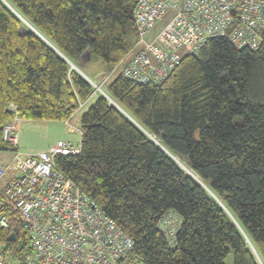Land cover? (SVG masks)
Wrapping results in <instances>:
<instances>
[{
	"label": "trees",
	"instance_id": "1",
	"mask_svg": "<svg viewBox=\"0 0 264 264\" xmlns=\"http://www.w3.org/2000/svg\"><path fill=\"white\" fill-rule=\"evenodd\" d=\"M136 3L0 0V149L14 156L3 129L16 116L66 122L96 94L80 151L57 166L131 235L127 264H226L231 251L234 264H264V44L211 38L161 83L120 72L105 83L117 106L72 63L87 75L86 60L110 72L126 58ZM4 214L0 244L28 264L30 240L0 197Z\"/></svg>",
	"mask_w": 264,
	"mask_h": 264
},
{
	"label": "built area",
	"instance_id": "2",
	"mask_svg": "<svg viewBox=\"0 0 264 264\" xmlns=\"http://www.w3.org/2000/svg\"><path fill=\"white\" fill-rule=\"evenodd\" d=\"M170 10L174 12L171 20L153 34L155 25ZM134 18L137 43L105 74L103 83L120 67L130 80L161 83L182 59L176 48L184 46L186 53H198L215 37H227L238 48L257 50L264 44V0H137ZM85 104L81 102L79 109ZM20 120L16 116L3 129V139L15 153L10 162L0 164V197L18 214L30 240L27 263L127 264L135 246L131 235L57 166L59 155L78 153L80 144L59 140L49 150L23 153ZM67 125L74 129L70 122ZM10 170L14 172L1 186ZM9 222L8 215L0 216V227ZM7 253L0 244V264H14Z\"/></svg>",
	"mask_w": 264,
	"mask_h": 264
},
{
	"label": "rangeland",
	"instance_id": "3",
	"mask_svg": "<svg viewBox=\"0 0 264 264\" xmlns=\"http://www.w3.org/2000/svg\"><path fill=\"white\" fill-rule=\"evenodd\" d=\"M174 12L172 10L168 11L164 16L158 21L155 25L152 33H159L164 26L171 20ZM180 54H184L187 51V48L182 46L175 49ZM102 61L97 58H92L91 60H86L84 64L85 71L92 75V81L96 84L101 85V88L105 90V83L101 80L102 75L107 72L102 68ZM122 67H120L115 73L112 74V78L116 77L121 72ZM110 79V80H111ZM103 83V84H101ZM95 86V85H94ZM97 92H101L99 89L95 87ZM95 101V97L88 103L89 107ZM88 108H85V110ZM38 122H32V124H37ZM46 123V122H45ZM50 127L48 126H33L29 128V122H22L24 125L23 129L19 132V140L21 145V151L23 153L33 154L38 153L40 151L49 150L52 146H54L59 139L71 141L74 145L80 144L81 140V131L74 130L70 131L67 122H48ZM75 123V122H72ZM42 124V123H39ZM27 125V127H26ZM13 156L12 148L9 149H0V162H9ZM14 172L10 170L4 177L1 182V186H4L7 183V179L10 178L11 173ZM226 264H234V254L231 251L229 255L225 259Z\"/></svg>",
	"mask_w": 264,
	"mask_h": 264
},
{
	"label": "crops",
	"instance_id": "4",
	"mask_svg": "<svg viewBox=\"0 0 264 264\" xmlns=\"http://www.w3.org/2000/svg\"><path fill=\"white\" fill-rule=\"evenodd\" d=\"M88 75V77L89 78H93L92 77V75L90 74V73H88L87 74ZM96 94L95 95H93L92 97H91V99L87 102V104H86V106H85V108H87V106H88V103L91 101V100H93L94 99V97L96 98ZM85 108L84 109H80V110H78V111H76L74 114H73V116L69 119V120H67L66 122H70L73 126H74V129H72V131H74V130H78V128L81 126V117H82V114L84 113V111H85ZM19 123H18V128H19V132H20V130H22L23 129V127H24V125H22V122H29L30 124H29V128L30 127H33V126H43V125H45V126H48V127H50V124L48 123V122H65V121H61V120H26V119H21L20 121H18ZM32 122H38L37 124H32ZM46 122V123H45ZM72 122H75V123H72ZM39 123H42V124H39ZM26 127H27V125H26ZM71 131V130H70ZM59 140H62V139H59ZM13 151V150H12ZM8 163V162H7ZM7 163H5V162H0V164H7Z\"/></svg>",
	"mask_w": 264,
	"mask_h": 264
},
{
	"label": "water",
	"instance_id": "5",
	"mask_svg": "<svg viewBox=\"0 0 264 264\" xmlns=\"http://www.w3.org/2000/svg\"><path fill=\"white\" fill-rule=\"evenodd\" d=\"M72 66L74 67V68H76L79 72H81L89 81H91V78H89L77 65H75V64H73L72 63ZM98 88V87H97ZM101 89V88H100ZM101 93L103 94V95H105L106 97H108L111 101H113L111 98H110V96L104 91V90H101ZM114 102V101H113ZM114 104H116L117 106H118V104L116 103V102H114ZM174 156V155H173ZM174 158L176 159V160H178L179 161V159L176 157V156H174ZM180 162V164H182L185 168H187L181 161H179ZM8 239L9 240H15L16 239V235H15V233L14 232H11L10 234H9V237H8Z\"/></svg>",
	"mask_w": 264,
	"mask_h": 264
}]
</instances>
